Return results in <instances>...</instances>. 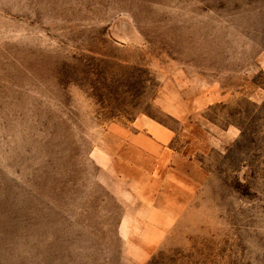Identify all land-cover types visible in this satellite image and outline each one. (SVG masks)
<instances>
[{
    "label": "rangeland",
    "instance_id": "374dc122",
    "mask_svg": "<svg viewBox=\"0 0 264 264\" xmlns=\"http://www.w3.org/2000/svg\"><path fill=\"white\" fill-rule=\"evenodd\" d=\"M0 264H264V0H0Z\"/></svg>",
    "mask_w": 264,
    "mask_h": 264
}]
</instances>
